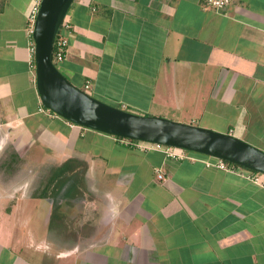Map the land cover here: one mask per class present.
Segmentation results:
<instances>
[{
  "label": "crops",
  "instance_id": "obj_1",
  "mask_svg": "<svg viewBox=\"0 0 264 264\" xmlns=\"http://www.w3.org/2000/svg\"><path fill=\"white\" fill-rule=\"evenodd\" d=\"M34 1L0 0V136L58 166L74 159L104 200L62 208L51 237V208L44 229L32 223L47 197L0 209V264H264L263 185L208 166L211 156L171 158L43 106L30 65ZM65 23L57 65L93 96L242 139L251 123L264 125V0L220 9L205 0H74Z\"/></svg>",
  "mask_w": 264,
  "mask_h": 264
},
{
  "label": "water",
  "instance_id": "obj_2",
  "mask_svg": "<svg viewBox=\"0 0 264 264\" xmlns=\"http://www.w3.org/2000/svg\"><path fill=\"white\" fill-rule=\"evenodd\" d=\"M74 0H41L32 38L36 85L45 108L81 126L121 138L183 148L264 173V150L230 133L140 114L77 86L54 60V44Z\"/></svg>",
  "mask_w": 264,
  "mask_h": 264
},
{
  "label": "rangeland",
  "instance_id": "obj_3",
  "mask_svg": "<svg viewBox=\"0 0 264 264\" xmlns=\"http://www.w3.org/2000/svg\"><path fill=\"white\" fill-rule=\"evenodd\" d=\"M56 63L58 64V62ZM166 118L174 121L189 123L180 120L179 118H172L171 116ZM262 123L263 121H261L260 124ZM249 129L250 133L246 135L243 140L264 150V125H262L261 128H258L252 126L251 123V125H249ZM15 145V140L12 139L11 141L6 134H2V136H0L1 210H10L16 205L24 206L25 201L29 196L37 197V192L41 191V188L50 175L52 169L58 166L55 165L54 159L44 156V154H42L44 157L40 154L37 155V157L30 156L31 152H28L27 154L23 150H18ZM77 175V178L75 175H69V178L66 179L57 178L54 181V185L52 183L53 186L51 185V188L47 192V199L42 200V212L39 211L37 215L34 216L32 222L33 225L36 227L41 225L42 229H44L45 222H47L48 216L50 218L51 215V223H48L47 226L49 229L47 228L48 230L45 232V234H48L49 237L54 234L52 229L61 228L60 220L63 213L66 212L62 208L66 209L69 207V209H73L74 212H77L78 209H81L85 203H91L93 199H95L94 201L97 203H101L104 200V188L102 186L89 181L88 178H85L84 174H81L80 172ZM54 186H57L58 188ZM44 206H46V209ZM56 206H59L60 209L55 210ZM50 208L53 213L51 212L50 215H48L47 212ZM21 217L23 216L21 215ZM70 217L71 214L67 216L64 215V218L68 221ZM63 233L65 239H69L68 237L71 236V233L68 230H65Z\"/></svg>",
  "mask_w": 264,
  "mask_h": 264
},
{
  "label": "built area",
  "instance_id": "obj_4",
  "mask_svg": "<svg viewBox=\"0 0 264 264\" xmlns=\"http://www.w3.org/2000/svg\"><path fill=\"white\" fill-rule=\"evenodd\" d=\"M233 0H205V7H212V8H216V9H220V8H224L227 5H229ZM40 2L41 0H35L30 8V12L28 15V22H29V30L30 33L32 35L33 32V28H34V23H35V19L36 16L38 14L39 11V7H40ZM68 24L64 22L63 26L61 27L62 30H59L58 35L56 37L55 40V44H54V60L55 62L61 61L66 54V50H67V46H68V40L67 37L65 36L64 32H63V28H67ZM55 47L56 52H55ZM31 51H32V59L30 61V65H31V69L33 70V72L36 75L35 69H36V64H35V60H34V41L33 44L31 46ZM90 87V84L87 83L85 85V88H83L85 91L88 92V89ZM130 141V139H128ZM134 144L138 145L139 147L143 148V149H160L163 152H165V154L171 158H187L188 155L187 153L192 152L183 148H178V147H171V146H166V145H162V144H157V143H150V142H146V141H137L134 142ZM212 159L206 161V164L208 166H215L219 169L225 170V171H229V172H235L238 174H241L243 176H246L247 178L253 180L254 182L261 184L264 186V173L261 172H257V171H253L251 169L242 167L240 165H237L235 163L226 161L224 159L221 158H217V157H213L211 156ZM158 178L159 179H163L164 175L163 173L160 172V170L158 171Z\"/></svg>",
  "mask_w": 264,
  "mask_h": 264
},
{
  "label": "trees",
  "instance_id": "obj_5",
  "mask_svg": "<svg viewBox=\"0 0 264 264\" xmlns=\"http://www.w3.org/2000/svg\"><path fill=\"white\" fill-rule=\"evenodd\" d=\"M60 30H62V28ZM56 49L57 48L55 47V52H56ZM116 106L121 107L120 105H116ZM119 138H121V137H119ZM137 141L138 140L130 139V142L132 143V145L134 144V142H137ZM80 167L81 166H79L74 159H68L67 161H65L60 166H56L55 168L52 169L50 175L48 176L47 180L44 183L45 185L43 184V186L41 188V191L37 192L36 196L37 197H47L48 196L47 192L51 188L52 183L54 185V181L57 178L66 179V178H69L68 177L69 175H75V177L77 178L78 177V175H77L78 174V169ZM54 187L58 188L59 184H58V187L57 186H54Z\"/></svg>",
  "mask_w": 264,
  "mask_h": 264
}]
</instances>
